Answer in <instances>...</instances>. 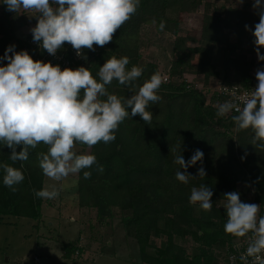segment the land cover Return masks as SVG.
Wrapping results in <instances>:
<instances>
[{"label":"trees","instance_id":"1","mask_svg":"<svg viewBox=\"0 0 264 264\" xmlns=\"http://www.w3.org/2000/svg\"><path fill=\"white\" fill-rule=\"evenodd\" d=\"M217 1L140 0L136 13L117 29L110 43L104 47L94 45L95 51L84 49L89 59L86 68L97 80L99 68L107 59L127 56L128 69L134 65L145 69L136 81L142 86L154 72L161 73L158 62L143 60V27L154 24L159 34L174 35L169 48L170 80L163 81L157 93L162 99L146 109L153 115L151 124L139 116L128 117L119 125L114 141L99 142L92 148L77 142L82 150H73L77 154H95L98 162L72 176L77 178L79 206L96 211L100 221L113 217L118 207L127 234L138 241L143 264H226L221 259L222 249L233 235L224 231L227 215L222 201L225 193L238 191L242 202L251 203L244 181L251 182L252 199L260 205L258 218L264 216V149L251 144L254 131H237L231 119L235 112L218 117V105L213 102L220 98L217 90L210 101L207 92L187 78V74H194L208 84L212 76L221 74V65L223 84L258 83L256 70L264 67V61H258L255 51L252 33L259 15L253 1L242 5ZM201 7L199 34L180 33L183 17ZM33 15L31 11L9 12L0 0V57L10 45H15L16 52L23 50L27 40L17 34V29L30 24ZM161 21L166 25L163 31L159 29ZM245 25L251 30H246ZM260 51L264 55V47ZM106 87L109 93L125 97L137 90L116 80ZM47 147L40 144L30 150L27 161L13 163L9 159L11 149L0 143V165L7 163L19 169L23 164L25 176L13 192L3 184L5 173L0 167V223L7 215L41 217L43 199L35 197L33 189L44 188L45 175L39 167L38 153H46ZM196 149L204 153L206 176L184 184L175 177L180 168L174 163L175 157L182 152L187 162ZM98 166L103 167V172L98 171ZM199 167L198 161L187 171L196 176ZM83 171H90L91 178L85 179ZM201 184L213 192L211 211L189 202L192 187ZM161 235H165V241L158 245L154 238ZM186 239L196 243V251L187 248ZM65 248V256L70 257L75 246L65 244Z\"/></svg>","mask_w":264,"mask_h":264},{"label":"clouds","instance_id":"2","mask_svg":"<svg viewBox=\"0 0 264 264\" xmlns=\"http://www.w3.org/2000/svg\"><path fill=\"white\" fill-rule=\"evenodd\" d=\"M7 10L13 13L34 11L37 24L31 28L33 41L55 56L65 43L70 44L78 57L87 60L83 49L95 51L94 45L104 47L113 39L117 29L134 15L140 0H2ZM243 4L244 0H238ZM253 9L257 10L259 23L255 24V51L258 61H264L260 49L264 47V0H253ZM155 23V21H153ZM165 22L159 24L160 31ZM246 30H251L245 25ZM11 53L12 55H9ZM6 60V66H0V143L11 149L9 159L27 161L31 149L44 144L47 152L38 153L39 167L45 176L60 182L70 174L90 169L97 164L95 154H77L73 151L77 142L92 148L99 142L108 144L116 139L119 125L128 117L139 116L145 123L151 124L153 115L146 110L150 104H157L162 97L157 93L163 82L159 71L154 72L142 86L136 81L144 72L142 66L128 69L130 59L127 56H112L99 68L93 77L89 68L61 69L51 61L34 60L27 50L15 51L10 45L0 61ZM113 80L120 85L137 89L131 96H118L107 90ZM258 81L254 91L241 102L233 99L219 104L216 115L223 117L230 112L237 113L231 119L236 130L254 131L253 146L264 149V67L256 70ZM130 109V111H129ZM21 150L17 151V147ZM204 153L196 149L186 162L182 152L176 155L174 163L180 168L175 177L188 184L196 177L203 178L206 171L203 165ZM245 157H241L243 161ZM201 162L196 176L187 169ZM5 175L3 184L11 191L25 179L21 168L7 163L0 165ZM183 169L184 171H181ZM103 172V167L98 166ZM90 171H83L85 179L91 178ZM257 178L256 182H259ZM60 189L56 184L37 191L35 197L55 199ZM213 192L204 184L192 187L189 202L199 204L200 209L211 211ZM227 222L224 231L235 237L249 238L246 252L240 259L248 264H264V216H259L260 205L245 203L238 191L224 194Z\"/></svg>","mask_w":264,"mask_h":264},{"label":"rangeland","instance_id":"3","mask_svg":"<svg viewBox=\"0 0 264 264\" xmlns=\"http://www.w3.org/2000/svg\"><path fill=\"white\" fill-rule=\"evenodd\" d=\"M226 2L241 5L238 0ZM202 10L203 7L200 11L183 17L180 33L199 34V12ZM31 12L36 15L34 11ZM21 29L18 33L25 37L27 29ZM142 31L143 60L158 62L161 74L168 72L172 56L169 48L174 35L169 32L159 34L154 24H146ZM216 58L221 64L220 51L216 52ZM6 64L7 61L0 62V66ZM219 68L221 74L212 76L208 84H205L201 77L187 74L188 79L207 92L210 101L213 92L221 85L223 70L221 65ZM213 102L218 103L216 99ZM76 149L81 151L82 147L75 145L73 150ZM72 176L76 175L70 174L60 182L50 178L49 183L44 182V187L56 184L60 192L55 199H43L41 217L35 219L7 215L5 222L0 223V264H143L138 241L127 234L122 222V211L116 207L113 217L98 220L96 211L79 206L75 192L77 178ZM242 184L245 192H248L247 199L259 205L252 199L251 182L244 181ZM222 204L225 205L226 200H223ZM154 241L161 245L165 241V235L156 236ZM65 244L75 246L70 257L65 256ZM184 244L190 251L197 250L192 239H186ZM36 257L40 261H37Z\"/></svg>","mask_w":264,"mask_h":264},{"label":"built area","instance_id":"4","mask_svg":"<svg viewBox=\"0 0 264 264\" xmlns=\"http://www.w3.org/2000/svg\"><path fill=\"white\" fill-rule=\"evenodd\" d=\"M37 24V19L34 18L30 23L31 28H33ZM29 30L28 35L25 37L27 43L24 45L23 50H27L28 53L32 56L34 60H39L43 62L51 61L53 65L59 64L61 69L71 68L76 69L80 66L87 67L88 65V57L83 49V55L87 57V60L78 57L76 51L72 48L70 44L65 43V45L57 51L55 56H51L47 53L46 50L42 49L39 44L33 41L32 33ZM163 81L167 82L170 80L169 68L168 72H163L162 74ZM257 84L251 86H245L242 84H223L217 88V93L220 96L217 99L219 104H222L229 100H237L241 102L245 96H249L252 91H254ZM234 112V111H233ZM232 113V112H230ZM252 236V233H249L246 237H235L233 236L232 240L222 249L221 259L226 264H244V261L240 259L241 254L246 252L248 247L249 238ZM262 258H264V253L261 254ZM253 257H248V264H252ZM37 261H40L38 257H36Z\"/></svg>","mask_w":264,"mask_h":264},{"label":"crops","instance_id":"5","mask_svg":"<svg viewBox=\"0 0 264 264\" xmlns=\"http://www.w3.org/2000/svg\"><path fill=\"white\" fill-rule=\"evenodd\" d=\"M30 27H31V25L30 24H28V25H24V26H21V27H19L18 29H17V34L20 36V37H22V35H20L19 33H18V31L19 30H22L21 28H25V30L27 29V32H26V35H25V37L28 35V32H29V30H30ZM25 34V33H24ZM24 36V35H23ZM25 37H22V38H25ZM160 67V66H159ZM161 70V69H160ZM48 177L47 176H45V181L44 182H48ZM49 183V182H48Z\"/></svg>","mask_w":264,"mask_h":264},{"label":"water","instance_id":"6","mask_svg":"<svg viewBox=\"0 0 264 264\" xmlns=\"http://www.w3.org/2000/svg\"><path fill=\"white\" fill-rule=\"evenodd\" d=\"M247 187V186H246ZM247 189V188H246Z\"/></svg>","mask_w":264,"mask_h":264}]
</instances>
